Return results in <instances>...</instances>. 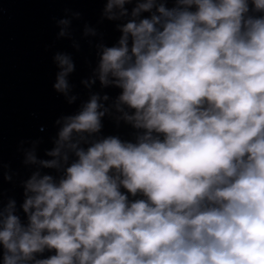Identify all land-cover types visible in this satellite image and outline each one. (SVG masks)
<instances>
[{"label":"clouds","instance_id":"clouds-1","mask_svg":"<svg viewBox=\"0 0 264 264\" xmlns=\"http://www.w3.org/2000/svg\"><path fill=\"white\" fill-rule=\"evenodd\" d=\"M61 2L103 4L95 24L54 18L94 61L78 91L73 54L52 55L79 103L43 156L19 142L26 176L0 148V264H264V0Z\"/></svg>","mask_w":264,"mask_h":264}]
</instances>
